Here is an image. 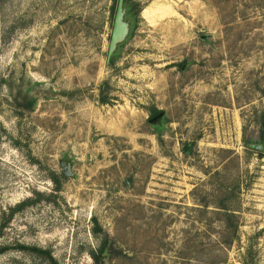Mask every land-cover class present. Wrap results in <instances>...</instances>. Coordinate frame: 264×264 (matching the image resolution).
Here are the masks:
<instances>
[{"label": "rangeland", "instance_id": "rangeland-1", "mask_svg": "<svg viewBox=\"0 0 264 264\" xmlns=\"http://www.w3.org/2000/svg\"><path fill=\"white\" fill-rule=\"evenodd\" d=\"M115 1L0 0V264H264V0Z\"/></svg>", "mask_w": 264, "mask_h": 264}, {"label": "water", "instance_id": "water-1", "mask_svg": "<svg viewBox=\"0 0 264 264\" xmlns=\"http://www.w3.org/2000/svg\"><path fill=\"white\" fill-rule=\"evenodd\" d=\"M122 14H123V0H116L112 15L109 38H108L106 60L113 51L115 43L119 41L124 35L125 28H124V23L122 21ZM63 175H67L66 172H63Z\"/></svg>", "mask_w": 264, "mask_h": 264}, {"label": "trees", "instance_id": "trees-1", "mask_svg": "<svg viewBox=\"0 0 264 264\" xmlns=\"http://www.w3.org/2000/svg\"><path fill=\"white\" fill-rule=\"evenodd\" d=\"M158 110H153L151 113H150V116H156L158 114ZM21 247V249H25V250H28V251H31L33 253H36V254H45L46 251L43 250V249H40V248H37V247H29V246H19ZM1 251V250H0ZM48 259H51L50 257Z\"/></svg>", "mask_w": 264, "mask_h": 264}, {"label": "flooded vegetation", "instance_id": "flooded-vegetation-1", "mask_svg": "<svg viewBox=\"0 0 264 264\" xmlns=\"http://www.w3.org/2000/svg\"><path fill=\"white\" fill-rule=\"evenodd\" d=\"M154 116H155V115H154ZM154 116H153V117H154Z\"/></svg>", "mask_w": 264, "mask_h": 264}]
</instances>
